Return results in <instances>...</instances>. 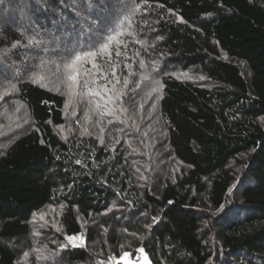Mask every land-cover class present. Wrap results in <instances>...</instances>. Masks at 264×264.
Segmentation results:
<instances>
[{"label": "trees", "instance_id": "1", "mask_svg": "<svg viewBox=\"0 0 264 264\" xmlns=\"http://www.w3.org/2000/svg\"><path fill=\"white\" fill-rule=\"evenodd\" d=\"M21 2L0 4L1 102L16 98L30 121L20 134L14 119L11 129L0 125V264H94L119 258L122 246L143 248L149 264H264V0H135V13L132 0H112L114 20L131 15L121 36L127 47L118 62L113 43L112 66L133 142L97 113L86 121L108 126L103 136L89 123L64 140L54 132L66 122V97L43 76H64L63 50L90 22L69 8L62 21L60 0H48L39 16L29 0L22 18ZM79 2L92 18L104 14L100 0L92 10ZM37 25L45 45L11 49L27 45ZM176 70L186 78H174ZM145 78L161 86L162 139L154 145L150 136L147 146L130 115L145 106ZM160 148L172 162L163 169L151 157ZM65 236H82L83 245L50 256Z\"/></svg>", "mask_w": 264, "mask_h": 264}, {"label": "snow or ice", "instance_id": "2", "mask_svg": "<svg viewBox=\"0 0 264 264\" xmlns=\"http://www.w3.org/2000/svg\"><path fill=\"white\" fill-rule=\"evenodd\" d=\"M5 0H0V4H3ZM133 7L131 13L139 12L140 5L136 4L135 0H132ZM83 3L87 5L88 10H92L97 7L94 5L92 0H83ZM112 0H100V9L104 13L103 15H97L95 18L86 15L80 6L79 0H72L71 4L65 3V0H60L59 12L61 14V20L64 19V9L69 8L71 11L75 12L77 16L81 17L84 21H89L88 25L81 24L82 31L80 35L76 37V43L72 47L66 48L63 50L65 53L61 56V63L64 72V83L66 84V93L67 97L66 107L69 103H72L77 96H83L85 93L89 97H99L103 104L95 100H90V104H95L98 114L101 116H111L117 110V102L121 100L123 93L116 88V85L120 83V77L117 75L116 66H113L111 69V79L108 78V73L103 71V65L99 61L104 60L105 58L109 63L112 61L113 57V48L112 45L115 43L114 54L116 57L121 55V46L124 48L127 47L126 41L119 39L124 35L123 29L125 27V22L131 23V15L124 14L123 19L119 15L115 17V20L111 16L112 8L109 7ZM48 0H34V6L31 8V11L34 15L39 16L41 14V9L47 11ZM38 6V7H37ZM128 5L125 4L124 8H127ZM29 10V0H22L21 4L18 6V11L22 18L27 17ZM122 11V10H121ZM30 23H33L30 21ZM60 23V21H57ZM65 31L68 35H76L75 25H73V31L67 33V25L65 24ZM21 35H25V32H21ZM45 41L40 37L39 26L34 30L33 35L27 38V45L22 44L20 41H14L11 45V49H15L18 46L20 47H34L41 48L45 45ZM11 49H5V53ZM43 50L48 52L50 50L48 47H44ZM127 58V57H126ZM25 59L28 57L25 55ZM85 65H90V68H86ZM127 67V65H125ZM203 78V77H201ZM104 80V84H98V80ZM35 82V81H33ZM111 84V88L108 85ZM123 84L126 87L128 84L127 77L124 78ZM14 87V85H13ZM83 89V91H79ZM59 91V89H57ZM155 91V89H153ZM3 99V96L0 95V100ZM155 107V104H153ZM119 111H126L122 107H119ZM87 117V113L85 114ZM112 123L111 120L108 121ZM103 132V129H101ZM101 142H103L101 140ZM79 163V161H77ZM223 205L217 212L223 210ZM155 219V218H154ZM65 240L68 242L66 244H59L56 250V253H50L51 255L59 254V252L64 251L70 245L72 249L78 248L83 245V239L80 236H65ZM46 250V248H45ZM27 257L28 253L24 254ZM41 258L44 259L43 250L41 251ZM143 257L145 264H147V257L144 256L143 248H138L134 252L123 251L119 258L109 255L107 264H119V260L125 261V264H139V259ZM97 264H106L105 261L100 260Z\"/></svg>", "mask_w": 264, "mask_h": 264}, {"label": "rangeland", "instance_id": "3", "mask_svg": "<svg viewBox=\"0 0 264 264\" xmlns=\"http://www.w3.org/2000/svg\"><path fill=\"white\" fill-rule=\"evenodd\" d=\"M124 31V29H123ZM125 36V34L123 35ZM119 39L124 40L123 37H120ZM119 62V58L116 57V59ZM99 63H101L103 65L102 70L108 73V78L111 79V69H112V65L114 63V60L112 59L111 63H109L107 61V59L105 58L104 60L99 61ZM86 68H90V65H85ZM243 68V67H242ZM61 70H63L65 72V69L63 68V66L60 67ZM61 73L63 72H58L57 73V78H55L54 75L50 74L49 75V71H47V73L45 72L43 79L45 81V84H43L45 87L56 91L57 93L63 95L66 97V95L64 93H66L67 89H66V84L63 82L65 77L64 76H60ZM118 75V74H117ZM150 79L153 78V75L150 74ZM172 76L178 79H184L186 78L184 75L180 74L178 72V70L174 71L172 73ZM51 80L52 83L50 85H46L48 84L47 80ZM148 82L147 85V92H145V106L144 108L141 110L140 109V113L139 114H131V117L134 120H140L141 123V127H143L142 129H140L139 134L141 135H145V137H142L144 139L145 145L147 146L148 142L146 141L150 136H155L154 138H152V142L155 144L159 143V141L162 139L161 134L159 133V130H161L160 125H159V115L157 113L158 107V101L160 98V93H161V86L158 84V80H159V76H156V79L158 80H150L149 78H145ZM197 81V79H195ZM122 82V80L120 81V83ZM98 84H104L105 81L104 80H98L97 81ZM120 83L116 85V88L119 89L120 87ZM197 83L199 84V86H203V87H211V84L208 82H204L203 80L199 79L197 81ZM111 84L108 85L109 88H111ZM57 89H59V91H57ZM153 89H155V91H153ZM0 95L6 96L8 94V91L6 89L2 90V87H0ZM90 100H95L98 101L99 103L103 104V101H101L98 98H93V97H89L86 93L83 96H77L74 101L72 103H69L68 106L64 107V115L66 117V122L65 124L60 127V128H55L54 132L56 134H58L61 138H63V140L67 137H72L76 134H81L83 129H84V124H88V130L93 127V122L89 121L87 122L86 119H88L91 115H94V113L98 114V110L95 107V104H90L89 101ZM66 101H67V97H66ZM11 104L7 105L5 103V100H3L1 102L0 100V125H3L4 122L5 123V127L8 129H11V126L9 123H13V119L15 120L14 124H13V131H18L16 134H20L21 131H25L26 127H29L30 125V121L27 118V112L25 111V109L23 108V106H21V104L18 102V100L16 98H11ZM153 104H155V107H153ZM66 105V103H65ZM122 105V107L124 109H126V107H124V105L118 101L117 102V110L116 112L111 115V116H106L104 118H100L101 121H99V123H106L108 126L111 125V123H109L108 121L111 120L113 122V120L115 119L116 121H118L117 126L125 128V130H123V132L125 131L126 134L119 132L120 134L128 137V139H130L128 142H133L134 139V134H132L131 130V119L126 116L127 113V109L126 111H119V107ZM97 110V111H95ZM10 112V113H9ZM87 113V117L86 114ZM96 118L94 119V124L96 122ZM116 122H113V124ZM102 126V127H100ZM95 125L93 127V129L97 128V132L98 133H102L103 136V132L101 131V128H104V126L106 125ZM106 126V128L108 127ZM111 127V126H110ZM112 129H114L113 127H111ZM130 128V129H129ZM110 129L109 134L117 136V131H114ZM105 130V129H104ZM12 130H8L7 132V137L11 136L10 132ZM99 134V135H100ZM4 143L1 141V146ZM133 144V143H132ZM139 148V147H137ZM161 149V148H160ZM151 157H156L158 160V165H161L162 169L164 167V165L168 164L169 162L172 163L171 157L170 155L167 153V148H162L159 151V154H155V153H151ZM37 223V222H35ZM41 223V222H40ZM39 224V223H38ZM41 225V224H40ZM41 228V226H38L37 224H34L33 229H34V234H35V239L37 238H41V235L37 236V233L41 230L44 229H39ZM37 237V238H36ZM82 237V236H80ZM84 242V241H83ZM68 243V242H67ZM81 247V246H80ZM145 256V255H144ZM104 261V260H103ZM123 264H125V261L120 260ZM98 261L94 262V264H97ZM107 264V261H105ZM115 262H113L114 264ZM139 264H145V261L143 259V257H141L139 259ZM147 264L148 260H147Z\"/></svg>", "mask_w": 264, "mask_h": 264}]
</instances>
